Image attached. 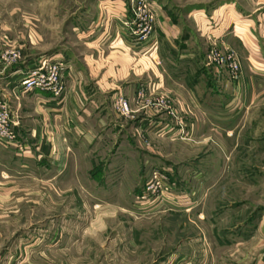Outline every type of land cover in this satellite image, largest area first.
<instances>
[{"label": "rangeland", "instance_id": "374dc122", "mask_svg": "<svg viewBox=\"0 0 264 264\" xmlns=\"http://www.w3.org/2000/svg\"><path fill=\"white\" fill-rule=\"evenodd\" d=\"M83 1L0 0V32L24 34L14 40L27 42L28 56L72 54V32L89 24ZM92 23L99 29V21ZM119 23L135 45L154 35L134 18ZM238 24L246 32L214 33L237 39L226 48L236 54L240 80L210 64L212 48L199 39L208 85L203 79L196 98L186 97L189 112L153 130L149 147L78 150L52 181L50 165L0 164V264H264V18L251 32V22ZM151 46L134 55L143 67L151 66L157 41ZM5 50L19 52L10 66L22 61L18 45ZM144 92L136 91L133 102L116 95L104 110L129 119L134 109L158 106L160 95ZM120 98L127 116L118 113Z\"/></svg>", "mask_w": 264, "mask_h": 264}, {"label": "crops", "instance_id": "0c3cea01", "mask_svg": "<svg viewBox=\"0 0 264 264\" xmlns=\"http://www.w3.org/2000/svg\"><path fill=\"white\" fill-rule=\"evenodd\" d=\"M150 2L154 35L146 43L135 45L132 40L124 39L122 32L127 30L119 23V20H133L135 5L131 0L83 1L82 15L89 24L86 23L87 28L82 32H72L78 41L76 52L60 50L45 56L66 61L68 68L60 99L39 90H16L15 86L29 68L44 57L28 56L27 42L14 40L24 34L0 32V101L8 110L18 142L17 147L10 149L0 143L3 169L16 161L19 167L50 165L55 169L50 177L52 181L59 179L68 165L74 164L78 150L89 153L92 148L113 144L117 153L119 149H126L127 143L149 147L153 130L163 123L169 127L171 118L189 112L183 107L186 97L196 98L194 88L203 86V79L208 85L207 79L211 76L208 68L201 64L199 39L205 44L207 40L208 49L216 45L225 50L230 46L228 42L236 45L237 39L214 32H234L230 27L246 32L239 24L235 25V21L242 20L251 22L248 28L251 32L255 21L264 18V0ZM94 21H99L97 30L91 29ZM35 34L38 37L37 32ZM28 37H32L31 32ZM155 40L158 48L153 58L150 55L152 64L143 67L135 56L142 52L148 54ZM162 43L167 45L164 53L160 51ZM15 45L20 49L22 61L7 67L2 60L3 53L8 51L5 47L14 48ZM240 77L241 74L233 83ZM140 88L147 96L157 92L159 97L166 99L167 108L162 111L154 105L151 108L144 105L134 109L132 103L134 112L129 119L109 114V108L104 110L111 98L119 94L133 102ZM20 153L22 157H17ZM2 154H9V160H3Z\"/></svg>", "mask_w": 264, "mask_h": 264}, {"label": "built area", "instance_id": "2783aa9c", "mask_svg": "<svg viewBox=\"0 0 264 264\" xmlns=\"http://www.w3.org/2000/svg\"><path fill=\"white\" fill-rule=\"evenodd\" d=\"M131 1L135 5L134 22H137L138 27L144 25L145 32H151L152 18L150 15V0ZM18 59V52L5 51L2 56V60L7 67L14 64ZM207 61L210 64L226 68L233 80H236L239 75V63L233 50H220L218 47H214L207 55ZM67 68L66 61L63 59L41 58L35 66L29 68L15 88L22 92L33 90L48 92L53 97L60 99L64 93L63 77ZM116 104L119 106L120 110L117 111L120 115L127 116L130 114V108L125 100L120 98ZM155 106L165 108L167 101L160 98L158 106L157 103ZM16 142L17 136L12 130L8 110L4 103L0 101V143L4 146L11 147Z\"/></svg>", "mask_w": 264, "mask_h": 264}, {"label": "bare ground", "instance_id": "6f19581e", "mask_svg": "<svg viewBox=\"0 0 264 264\" xmlns=\"http://www.w3.org/2000/svg\"><path fill=\"white\" fill-rule=\"evenodd\" d=\"M17 143H18V142H16V144H15L14 146H16V145H17ZM11 147H13V146H11Z\"/></svg>", "mask_w": 264, "mask_h": 264}]
</instances>
